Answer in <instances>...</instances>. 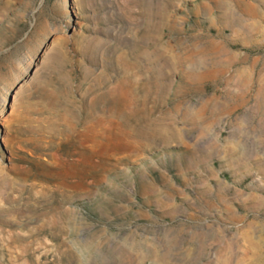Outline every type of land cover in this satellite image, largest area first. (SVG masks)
<instances>
[{
    "label": "rangeland",
    "instance_id": "obj_1",
    "mask_svg": "<svg viewBox=\"0 0 264 264\" xmlns=\"http://www.w3.org/2000/svg\"><path fill=\"white\" fill-rule=\"evenodd\" d=\"M0 264H264V0H0Z\"/></svg>",
    "mask_w": 264,
    "mask_h": 264
}]
</instances>
